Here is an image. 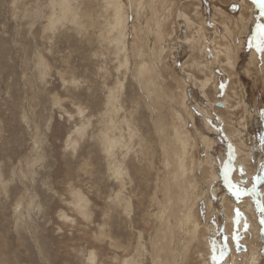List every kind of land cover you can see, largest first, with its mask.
Returning <instances> with one entry per match:
<instances>
[{
	"label": "rangeland",
	"instance_id": "rangeland-1",
	"mask_svg": "<svg viewBox=\"0 0 264 264\" xmlns=\"http://www.w3.org/2000/svg\"><path fill=\"white\" fill-rule=\"evenodd\" d=\"M261 26L254 0H0V264H264Z\"/></svg>",
	"mask_w": 264,
	"mask_h": 264
},
{
	"label": "bare ground",
	"instance_id": "bare-ground-1",
	"mask_svg": "<svg viewBox=\"0 0 264 264\" xmlns=\"http://www.w3.org/2000/svg\"><path fill=\"white\" fill-rule=\"evenodd\" d=\"M231 1V0H230ZM247 3V2H246ZM245 3V4H246ZM249 5V4H248ZM237 6V5H236ZM241 6H242V4H241ZM245 6V5H244ZM243 6V7H244ZM247 6V5H246ZM245 6V7H246ZM195 8V7H194ZM195 10V9H194ZM243 10V9H242ZM245 11V10H244ZM251 11V10H250ZM247 14V13H246ZM221 15H223V14H221ZM242 16H244V15H242ZM227 18V17H226ZM244 20V19H243ZM245 21V20H244ZM223 22V21H222ZM203 23H204V21H203ZM219 24V23H218ZM222 24V23H221ZM190 23H188L187 24V27H186V29H188V27H190ZM227 25H228V23H227ZM222 26V25H221ZM224 26V25H223ZM229 26V25H228ZM201 30H203V27L201 28ZM215 30V32H218L219 30H221V27L219 26V27H215L214 29H213V31ZM224 31L227 33V34H229L230 35V39H228V38H226V41H225V44H223V43H221V41L220 40H215V39H212L211 40V43H213V45H214V47L211 49V51H212V55H213V61H215L218 65H219V67L221 68V70L223 71V68H226V67H228L230 70H232V71H234V67H233V65H232V62H233V59L232 58H235V56H237V54H238V51H239V49H240V47L239 46H235L234 45V42L236 41V37H237V35H239L240 34V31L239 30H236V29H234V27H232V28H228V27H224ZM223 32V31H222ZM206 35V34H205ZM205 35H204V32H203V34L201 35V36H199L198 37V40H200V38L202 39L201 41H200V43L198 44V46H199V50L197 51V52H199V53H201V55L203 54V57L205 56V58L206 57H208L209 55L208 54H205V48H204V43H205ZM156 36V35H155ZM194 38V37H193ZM216 38H218L217 36H216ZM196 39V38H195ZM194 40V39H193ZM188 42V41H187ZM202 42H203V44H202ZM193 44H197V40L196 41H194L193 42ZM238 45H239V43H238ZM194 49H195V47H194ZM244 52V51H243ZM249 52V51H248ZM254 51H251V61H252V63H254V64H256V58H255V52L253 53ZM247 53V52H246ZM199 55V54H198ZM232 57V58H231ZM223 61H222V60ZM255 60V61H254ZM208 61V60H207ZM261 62V61H260ZM262 63V62H261ZM204 64V63H203ZM205 65V64H204ZM260 65V64H259ZM190 67H192V65L190 66ZM218 68V67H217ZM227 69V68H226ZM220 70V69H219ZM246 71V70H245ZM234 74V73H233ZM230 75H232V74H230ZM210 76V75H209ZM208 76V77H209ZM207 77V78H208ZM210 77H212V76H210ZM209 77V78H210ZM233 77V76H232ZM209 81V80H208ZM208 81H204V88H206L207 86H208ZM203 84H202V86H203ZM204 88H203V90L202 89H200V91H204ZM231 90V89H230ZM201 92V93H202ZM242 100V99H241ZM240 101V100H239ZM238 101V102H239ZM226 104V103H225ZM226 107H227V105H226ZM229 107V106H228ZM233 107V106H232ZM231 109V108H230ZM244 114V113H243ZM249 115H242V118H239V119H237L238 121H236V124L237 123H240L241 125H243V127H241V126H237V127H235V129H234V131H236L237 132V138H239L241 135L240 134H247V124H248V122H247V119H249ZM260 119V118H259ZM239 120H241V121H239ZM254 120H255V118H254ZM246 122V123H245ZM235 124V125H236ZM231 126H232V124H231ZM233 127V126H232ZM233 133H235V132H233ZM234 136V135H233ZM235 137V136H234ZM233 137V138H234ZM250 140V139H249ZM247 141L248 142V145H246L245 146V144H244V142L245 141H243V142H241L240 144H242L243 146H244V148H245V150L247 151V153H248V151H250V150H252L253 149V147H252V145H251V143H250V141ZM253 144V143H252ZM248 148V149H247ZM243 153V152H242ZM251 153V152H250ZM247 155V154H246ZM249 155V154H248ZM247 155V156H248ZM247 158V157H246ZM154 205V204H153ZM155 206V205H154ZM209 247H211L210 245H209ZM210 251H212V250H210ZM210 254V253H209ZM211 256H212V254H211ZM218 257V256H217ZM212 258V257H211ZM162 259V258H161ZM163 260V259H162ZM212 260V259H211ZM228 261V260H227ZM129 262H131L130 261V259H129ZM232 262V260H230V264H232L231 263ZM220 263V262H219ZM132 264V263H131ZM212 264H213V262H212Z\"/></svg>",
	"mask_w": 264,
	"mask_h": 264
},
{
	"label": "snow or ice",
	"instance_id": "snow-or-ice-1",
	"mask_svg": "<svg viewBox=\"0 0 264 264\" xmlns=\"http://www.w3.org/2000/svg\"><path fill=\"white\" fill-rule=\"evenodd\" d=\"M255 3H258L262 9H264V0H254ZM259 32H260V35L262 37V40H261V44L258 45V47H261V50H264V26H261L259 28ZM264 139V138H262ZM225 179L227 180L228 179V174H227V171L225 172ZM259 179V178H257ZM229 188L230 190L233 191V195L239 199L241 196L245 195L246 194V189L240 187L239 185L237 184H232L231 181H229ZM236 217H237V222L239 221V217L242 215V213L239 211V209H236ZM261 224H264V218L261 219ZM262 234H264V229H262ZM237 246L239 247V244H237ZM223 256H224V251L223 249L220 250V253H219V257H217L216 255H213V259L214 260H221L223 259Z\"/></svg>",
	"mask_w": 264,
	"mask_h": 264
},
{
	"label": "water",
	"instance_id": "water-1",
	"mask_svg": "<svg viewBox=\"0 0 264 264\" xmlns=\"http://www.w3.org/2000/svg\"><path fill=\"white\" fill-rule=\"evenodd\" d=\"M240 250V248L239 247H236V251H239Z\"/></svg>",
	"mask_w": 264,
	"mask_h": 264
}]
</instances>
